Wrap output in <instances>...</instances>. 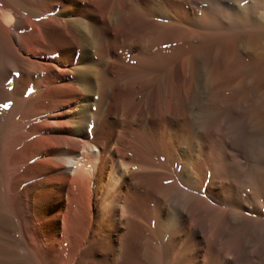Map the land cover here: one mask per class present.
I'll return each mask as SVG.
<instances>
[{"label":"bare ground","instance_id":"1","mask_svg":"<svg viewBox=\"0 0 264 264\" xmlns=\"http://www.w3.org/2000/svg\"><path fill=\"white\" fill-rule=\"evenodd\" d=\"M0 264H264V0H0Z\"/></svg>","mask_w":264,"mask_h":264},{"label":"rangeland","instance_id":"2","mask_svg":"<svg viewBox=\"0 0 264 264\" xmlns=\"http://www.w3.org/2000/svg\"><path fill=\"white\" fill-rule=\"evenodd\" d=\"M62 163L67 168L66 171L69 172V173H71V170L70 169H71V167H72L73 164L70 163V162H67V161H63Z\"/></svg>","mask_w":264,"mask_h":264}]
</instances>
